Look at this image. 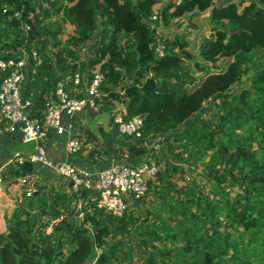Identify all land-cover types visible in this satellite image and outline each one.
Returning <instances> with one entry per match:
<instances>
[{"label":"trees","instance_id":"trees-1","mask_svg":"<svg viewBox=\"0 0 264 264\" xmlns=\"http://www.w3.org/2000/svg\"><path fill=\"white\" fill-rule=\"evenodd\" d=\"M223 1L0 0V59L36 53L23 86L31 116L42 120L66 75L101 74L93 99L107 122L84 130L75 155L156 163L136 199L145 213L122 216L87 188L42 182L29 161L3 165L0 264H264V0ZM206 102L213 117L199 114ZM117 114L141 118L138 137L117 136Z\"/></svg>","mask_w":264,"mask_h":264},{"label":"built area","instance_id":"built-area-1","mask_svg":"<svg viewBox=\"0 0 264 264\" xmlns=\"http://www.w3.org/2000/svg\"><path fill=\"white\" fill-rule=\"evenodd\" d=\"M147 21L154 29L159 25L158 15L151 14ZM158 55L161 49L156 48ZM35 51L25 52L18 59H0V135H17L23 143H32L34 150L28 154L14 152L1 164H21L29 161L42 164L46 168L65 179L70 190L80 187L95 192L96 205L105 211L122 216L127 212L129 201L144 196L146 181L156 172V163L151 156H146L136 163L115 160L109 166L90 174L78 169L66 161L51 159L43 144L49 134L66 135L63 144L65 155H75L81 147L82 137L74 135L71 126L74 120L85 113H99L93 97L97 94L102 82L101 74H94L86 80L83 73L76 72L66 75L55 85L53 95L48 99L41 121L31 116V103L23 96L26 80L27 63L35 59ZM117 136L136 138L140 134L142 120L132 116L129 120L122 119L120 114L113 116ZM98 125H102L98 122ZM155 147V145H154ZM24 182V179H19ZM29 195V192L26 193Z\"/></svg>","mask_w":264,"mask_h":264},{"label":"crops","instance_id":"crops-1","mask_svg":"<svg viewBox=\"0 0 264 264\" xmlns=\"http://www.w3.org/2000/svg\"><path fill=\"white\" fill-rule=\"evenodd\" d=\"M95 115L90 112H85L78 121L74 122L71 126V131L74 135L83 134L85 129L96 131L99 126H104L106 123L97 119L93 120ZM101 122L102 125H98ZM66 135H55L49 133L43 140V144L47 150L48 156L57 161H66L78 169L84 170L90 174L95 171L109 166L115 160L110 159H99L97 162H86L82 160L81 157L77 155L67 156L63 151V144L66 140ZM34 150V145L32 143H23L20 141L19 136L11 134H1L0 135V166L5 161H7L14 152H19L21 154H28ZM34 170L37 175L41 178L42 182L51 183L55 185L58 189L70 191L69 183L65 179L61 178L59 175L54 173L52 170L46 168L42 164H34ZM1 194V192H0ZM132 201H129V206ZM131 207V206H130Z\"/></svg>","mask_w":264,"mask_h":264},{"label":"rangeland","instance_id":"rangeland-1","mask_svg":"<svg viewBox=\"0 0 264 264\" xmlns=\"http://www.w3.org/2000/svg\"><path fill=\"white\" fill-rule=\"evenodd\" d=\"M249 0H236V2H241L242 3V6L243 7H246L248 8L249 6V3H248ZM225 1L223 0H219V2L217 3V5L220 7V6H223L225 5ZM189 14L186 13L183 17H181L180 19H182V22H187L188 21V16ZM181 23V20H173L170 24V28L173 30V31H182V29L180 28L181 25H179ZM183 33V31H182ZM205 33H207V30H205ZM99 37V31H97L93 37L88 40V41H85L81 47L79 48L80 50V54L81 56L83 57H86L87 55V50H88V47L92 44L93 41H95L97 38ZM248 86V82L246 80H243L242 82L240 83H237L235 84L234 86L231 87V91L233 92H239L240 90L246 88ZM199 114L201 115H204V116H209V117H213L214 113H213V107L212 105L210 104V102H206L201 111L199 112ZM96 118H94L93 120H101L103 121L104 123L107 122V117L101 113H97V114H94ZM160 138H161V135H158L156 137H154L153 139H151L149 142H147L148 144V147L151 146V145H155V147L157 148H160ZM200 182H201V189H202V192L204 194H207L212 188L213 186L211 184H209L208 182L204 181L203 179L200 178ZM30 191V190H29ZM147 203L148 201H143L141 199L139 200H132V203H130L135 212H137L138 214L140 215H143L145 213V209L147 207ZM138 249L135 248V252H137Z\"/></svg>","mask_w":264,"mask_h":264},{"label":"water","instance_id":"water-1","mask_svg":"<svg viewBox=\"0 0 264 264\" xmlns=\"http://www.w3.org/2000/svg\"><path fill=\"white\" fill-rule=\"evenodd\" d=\"M102 250H100L99 252H101Z\"/></svg>","mask_w":264,"mask_h":264}]
</instances>
